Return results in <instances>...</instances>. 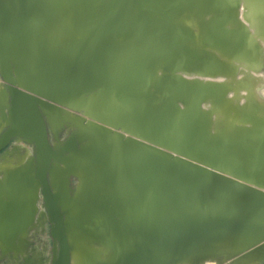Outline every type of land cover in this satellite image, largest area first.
Masks as SVG:
<instances>
[{
    "label": "water",
    "instance_id": "water-1",
    "mask_svg": "<svg viewBox=\"0 0 264 264\" xmlns=\"http://www.w3.org/2000/svg\"><path fill=\"white\" fill-rule=\"evenodd\" d=\"M48 1L51 10L40 19L49 26L48 39L84 41L95 30L88 37L97 43L78 52L93 57L94 66L100 60L112 71L128 64L139 76L137 87L146 80L142 74L155 70L167 81L180 80L174 87L155 85L159 98L169 99L159 104L134 98L137 88L131 87L127 119H98L84 110L88 119L68 116L54 128L57 116L48 103L68 104L42 92L45 87L34 74L20 72V65L3 57L33 48L29 33L41 18V3L0 0V40L19 34L15 40H22L0 44V77L6 85L0 97V153L12 141L32 147L24 164L9 167L0 178L1 254L22 252L42 213L41 200L53 240L51 264H73L72 256L76 264H95L88 250L96 243L111 250L102 264L233 258L264 264V106L252 96L243 106L233 105L227 79L239 67L220 72L206 60L228 55L227 48L236 50L247 38L258 62L232 56L247 69L262 68L263 49L254 37L264 38V0ZM243 4L245 23L239 12ZM164 57L168 61H160ZM222 78L224 99L216 102L215 80ZM203 107L209 121L192 112ZM220 110L232 112L239 125L212 129V116ZM65 124L78 129L60 141ZM48 129L56 143H50ZM71 176L81 189L75 197L69 192Z\"/></svg>",
    "mask_w": 264,
    "mask_h": 264
},
{
    "label": "rangeland",
    "instance_id": "rangeland-1",
    "mask_svg": "<svg viewBox=\"0 0 264 264\" xmlns=\"http://www.w3.org/2000/svg\"><path fill=\"white\" fill-rule=\"evenodd\" d=\"M239 12L241 15L240 20L243 23H245L243 19L244 15L246 14L245 4L241 6ZM46 13L47 11H43L41 18L39 17V21L37 22L38 28L40 27V24L44 23L43 20H40V19H43V16ZM43 29H44V26H43ZM93 32H95V30H93ZM46 33L48 34V31ZM252 33L254 34L253 31ZM34 36H35L34 34H31L29 37L33 38ZM123 37L125 39V36ZM15 38H20V34L15 37L10 36V39L3 38L4 40H0V44L1 43L11 44V43L22 42V40L20 39L15 40ZM58 38L60 40L59 39L50 40L49 41L50 46L53 47L54 49H57V48L66 49L65 56H62L61 51H59V55L48 56L47 55L48 52H42L41 49H38L35 47L29 48V50L25 52H22V51L11 52L10 51L11 53H7L6 55H3V57H6L7 60L11 64L16 63L20 65V72H23L28 76H29V73L34 74L36 76V80L40 81L42 85L45 87L43 89L44 91L42 92L48 94L51 97H54L58 102H62V103L64 102L65 104H68L66 106L64 105L53 106L54 103H51V102L48 103L50 105L49 106L50 108H47L48 111H51V113L57 116L56 120L53 122L54 128H58V126L61 124V119H64V120L66 118L68 119V116L71 117V120H74V118H77V117L88 119V117L85 116L84 110L87 111L89 115L95 116L98 119L108 120L110 119L112 115H122L123 118L128 117L129 113L131 112V109L127 107L128 105L127 101L129 99L126 100L125 95L122 96V94L125 93V90L131 91L132 90L131 87L134 86V83H132V85L127 84V87H128L127 88L126 85L122 83L120 72H118L116 69H113V71L107 70L105 67V64L101 62L99 59H98L99 63L96 66H94L93 57L78 55L77 50H74L73 40L65 42L64 37L63 38L58 37ZM120 38L118 37L115 40L117 42H125L124 40H122L123 38L121 39ZM254 38L263 49V61H262L263 65H262V68L258 71L247 69V67L243 63L238 61V58H236L235 56L229 57L228 55H224V54L220 55L219 53H217V54H214L212 57H209L210 60H214L216 63L219 62L220 64L217 63L219 66L221 64L227 65L228 69H225V70H228V71L231 70L232 68L234 69V67L236 66L239 67V70L237 71L233 79H227L231 87L228 93V97H229V100L233 103V105L238 103V105L243 106L247 100V97L252 96L255 98L257 102H259V104H262V106H264V98H263L264 92H262V90H264V42H263L264 38H261V37H254ZM86 40L93 41L91 38L86 39ZM74 41H75V44H76L75 47H76L79 44L83 43L85 40L84 41L74 40ZM113 41L114 40H112V42ZM240 42L242 43V41ZM63 45H65V48L63 47ZM253 48L243 47V50L241 52L244 54L243 57L246 56L245 58L249 60V62H251L252 64L258 62L257 50L255 47ZM248 49H250V51L253 50V52H250ZM246 51H249L250 55L248 54L249 52L247 53ZM63 60H66V61L69 60V61L68 63H62ZM123 65H121V67ZM124 66H126L124 70L129 71L128 64ZM218 71L221 72V70H218ZM131 74L135 75V73H131ZM150 75L151 76L148 77L149 79L147 78L143 86H141L134 92L133 94L134 98L135 97H138V98L145 97V99H148L149 102L157 101L158 104L162 101L167 102V99H166L167 97H164V100H161L159 98L161 95L156 90L155 85L157 86L158 84L160 87H162L165 84L178 83L179 82L178 80L180 79L177 78L174 80L172 77L166 78V79H169L168 80L169 83H168L167 80L162 78V75H163L162 72H158L157 70L150 73ZM150 78L152 79L150 80ZM222 79L217 80V81L215 80V83L217 85L214 87L213 91H214V99L216 102H221V99H224V97L221 98L222 90H223V88L221 87V84L225 83L224 81H226V79L225 78H222ZM4 85L5 83L1 80V77H0V97L3 96V92H5L6 94V90H2L5 88ZM26 85H31V84L26 83ZM257 85L259 87V91L262 93L257 91L258 87H257V90L255 89ZM258 93L260 96L258 95ZM70 107L80 108V109L79 111L68 110V108ZM204 107L202 109L199 108L200 110L198 109L194 111V115H196L198 111H199L198 113H201L202 110H205L206 108ZM207 107H210V105ZM62 109H65V110L67 109V113L64 114ZM201 114L204 116L205 119L207 118L208 121L210 120V118L206 114H203V113ZM257 119H259L255 121L257 124L262 121L260 117ZM80 122L82 125H84L85 122L87 121L85 122L76 121V124L80 125ZM212 122H213L212 129L214 130L221 129L222 127H225L228 125L236 126V125H239L238 123H240L238 122V120H236V116L232 114V112L229 114H226L225 111H221V110L212 116ZM240 125L247 126L248 124L241 123ZM89 128H91V126H89ZM73 129H78V127L76 126L69 127L68 125L65 124L64 129L59 134L60 141H63V139H65L70 133V131ZM1 131H2V128H0V132ZM129 137L131 136L129 135ZM48 139L51 144L56 143L54 140V135L50 131V129H48ZM27 150H28V153H27ZM31 155H32V147L30 145L26 143H21V141L20 142L12 141L11 144L4 151L0 153V178H2L4 170L6 169L9 170L10 169L9 167L13 168L17 165L24 164L31 157ZM62 182L63 183L61 185H63V187L60 185L62 188L61 190L65 191L64 180H62ZM78 184H79V179L77 177L71 176L69 178V192H70V195L73 197H75L76 195H79L81 192V189ZM84 193L85 192L83 191L82 194ZM75 202L77 203V200ZM38 209H39V212L42 211V213L40 215H37L36 227L33 226L31 229H29L28 233L26 234V244L24 243L22 252L18 254H14L13 250H11L7 252L5 255H2L1 254L2 249L0 247V264H33L32 258H33V255L35 254V251L42 249L43 246L45 247L44 257L45 259H47V261H45L42 264H51L53 240L49 234L50 223L48 220L45 219L46 213L43 212L41 200H39L38 202ZM88 252L90 253L92 261L95 264H99V263L102 264L104 262H107L111 258V250L106 249L97 243L94 245H91ZM72 259H73V256H72ZM210 263L212 264H241L237 260V258L224 260V261L207 260L203 262V264H210ZM248 263L257 264L258 261L254 262L252 260H249V261L246 260L244 262V264H248Z\"/></svg>",
    "mask_w": 264,
    "mask_h": 264
},
{
    "label": "bare ground",
    "instance_id": "bare-ground-1",
    "mask_svg": "<svg viewBox=\"0 0 264 264\" xmlns=\"http://www.w3.org/2000/svg\"><path fill=\"white\" fill-rule=\"evenodd\" d=\"M46 0H38V2L39 3H41V10H40V12H39V14H38V17L39 16H41L42 15V12L43 11H47V13H49L50 12V10H51V8H50V6L48 5L49 4V1L48 2H45ZM46 7V8H45ZM53 7H55V5H53ZM56 9H57V7H56ZM46 13V14H47ZM45 15V14H44ZM47 16V15H46ZM44 18V17H43ZM39 21V19L37 20V22ZM43 26H44V29H43ZM38 29V30H37ZM45 29H46V26L44 25V23L43 24H40V27L38 28L37 27V25H34V27H33V29H32V31H30L31 33L30 34H34L35 36L32 38V41L34 42V45L36 44V47L38 48V49H41V51L42 52H48V54L47 55H49V56H56V55H59V51H61L62 52V56H65L66 55V49H63V48H57V49H54L53 47H51L50 46V43H49V41H50V39H48L47 38V36L48 35H45L46 34V31H45ZM47 29H49V28H47ZM82 29V28H81ZM84 29V28H83ZM92 32H93V30H92ZM90 33L91 32H88V34H85L84 36H89L90 35ZM53 34V33H52ZM92 34V33H91ZM90 37H93V35H91ZM118 38V37H117ZM87 39H89V37L87 38ZM106 40V42H111L112 43V40H109L108 38H105ZM93 41H91V40H85L83 43H81L80 45H82L81 47L82 48H87L88 46H91V45H94V44H96L97 43V40H94V39H92ZM115 40V39H114ZM118 40V39H117ZM74 41V40H73ZM125 41V40H124ZM243 42V41H242ZM264 42V41H263ZM72 44V43H71ZM75 41H74V46L73 47H75ZM253 44H251V40H247V38L244 40V42H243V44L241 43V45L239 44V46H238V48H236V50L235 49H232V48H230V49H228L227 48V51L229 52L228 53V56L229 57H232V54L233 55H241V56H244V54L243 53H241V54H239L240 52H242V50H241V47L243 48V47H252L253 48V46H252ZM237 46V45H236ZM63 47L65 48V45H63ZM54 49V50H53ZM254 49V48H253ZM46 50V51H45ZM249 51H250V49H248ZM69 51V50H68ZM67 51V52H68ZM239 51V52H238ZM249 51H246L247 53L249 52ZM250 52H253V50H251ZM250 52L248 53L249 55H250ZM39 53V52H38ZM238 53V54H237ZM247 53H246V55H247ZM243 54V55H242ZM67 55H69V54H67ZM221 57V56H220ZM246 57V56H245ZM164 59H166L165 61H167V58L166 57H164V58H162L160 61H163ZM210 59V58H209ZM209 59H206V60H209ZM229 60V59H228ZM227 60V61H228ZM69 61V60H68ZM68 61H66V60H63L62 61V63H68ZM230 61V60H229ZM211 63H212V69L214 68L215 69V66H217L218 67V69L219 70H222V71H225V69H228V66L227 65H225V64H221L220 66L218 65V64H216V65H214L213 63H215V61L214 60H211L210 61ZM217 63H219V62H217ZM220 64V63H219ZM237 64V63H236ZM11 65H13V64H11ZM123 65V64H122ZM238 65V64H237ZM52 67V66H51ZM124 68H126V66H122L121 67V65L120 66H118V69H117V71L118 72H120V74H121V79H122V83H124L125 85H126V87H127V84H130V81H131V83L133 82L134 84H135V82H136V80H138V82H139V78H137V77H135V75L134 74H131L129 71H127V70H124ZM54 69V68H53ZM209 69H211V68H209ZM29 71V70H28ZM113 71V70H112ZM102 72V71H101ZM135 73V72H134ZM30 74V73H29ZM143 76H145L146 77V80H147V78L148 77H150L151 75H146V73H144V74H142ZM242 75V74H241ZM134 76V77H133ZM240 77V76H239ZM242 77V76H241ZM149 79V78H148ZM152 78H150V80H151ZM154 79V78H153ZM177 79V78H176ZM257 79V78H256ZM145 80V81H146ZM175 80V79H174ZM222 80H224V79H222ZM173 81V80H172ZM152 82H153V80H152ZM168 82V81H167ZM176 82V81H175ZM164 83V82H163ZM169 83V82H168ZM144 84V81L143 82H141L140 84H139V86L137 87V86H133V87H136V88H139V87H141L142 85ZM177 83H173V84H171L173 87L176 85ZM257 84H259V83H257ZM260 86V85H259ZM257 87H258V85L255 87V89L257 90ZM128 88V87H127ZM102 90V89H101ZM134 90V89H133ZM132 90V91H133ZM216 91H217V89H216ZM257 91H259V87H258V90ZM127 92H129L128 90H125V93H127ZM134 92V91H133ZM260 92V91H259ZM262 92H264V90H262ZM262 92H260V93H262ZM256 93V92H255ZM157 94V93H156ZM258 95H259V93H258ZM260 96V95H259ZM264 96V95H263ZM258 97V96H257ZM170 98H172V97H170ZM264 98V97H263ZM167 99V101L169 100L168 99V97L166 98ZM263 102V101H262ZM192 112L194 113V109H192ZM199 114H198V112H197V114H196V117L198 116ZM199 118V117H198ZM260 126L261 124L260 123H258L257 124V126ZM27 153H28V150H27ZM19 159H20V157H19ZM259 166V165H258ZM63 182H62V180H61V182H60V185L62 184ZM62 187H63V185H61ZM62 189V188H61ZM61 193H62V190H61ZM77 259H76V257L75 256H73V264H76L77 263ZM82 264V263H81ZM210 264H212V263H210Z\"/></svg>",
    "mask_w": 264,
    "mask_h": 264
},
{
    "label": "flooded vegetation",
    "instance_id": "flooded-vegetation-1",
    "mask_svg": "<svg viewBox=\"0 0 264 264\" xmlns=\"http://www.w3.org/2000/svg\"><path fill=\"white\" fill-rule=\"evenodd\" d=\"M144 83H145V80H144ZM4 86L6 87V85H4ZM2 90H5V88L2 89ZM44 249H45V247L43 246L42 249H39V250L35 251V254L33 255V258H32L33 264H38V263L42 264L45 261H47V259H45V257H44Z\"/></svg>",
    "mask_w": 264,
    "mask_h": 264
},
{
    "label": "crops",
    "instance_id": "crops-1",
    "mask_svg": "<svg viewBox=\"0 0 264 264\" xmlns=\"http://www.w3.org/2000/svg\"><path fill=\"white\" fill-rule=\"evenodd\" d=\"M30 41H31L33 47L37 48V47H36V44L34 45V42L32 41V37L30 38ZM81 46H82V45L79 44L78 46L74 47V50H75L76 48H79V49L77 50V52H79V50H84V49H86V48H82L83 46H82V47H81ZM48 56H49V55H48ZM136 90H137V89H136ZM136 90H135V91H136ZM135 91H134V92H135ZM134 92H132V93H134ZM130 94H131V92H127V93H123L122 96L125 95L126 100H127V99H129Z\"/></svg>",
    "mask_w": 264,
    "mask_h": 264
}]
</instances>
